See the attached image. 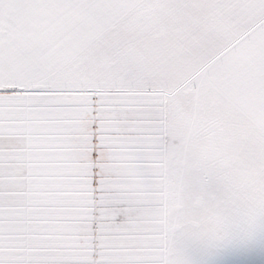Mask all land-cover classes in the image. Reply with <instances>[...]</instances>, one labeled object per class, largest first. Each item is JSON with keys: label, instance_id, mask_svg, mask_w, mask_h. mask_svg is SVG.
Here are the masks:
<instances>
[{"label": "snow or ice", "instance_id": "6c2138e0", "mask_svg": "<svg viewBox=\"0 0 264 264\" xmlns=\"http://www.w3.org/2000/svg\"><path fill=\"white\" fill-rule=\"evenodd\" d=\"M0 264H264V0H0Z\"/></svg>", "mask_w": 264, "mask_h": 264}]
</instances>
